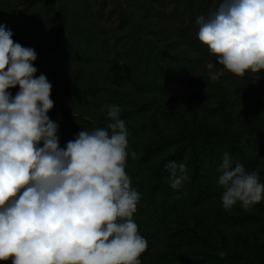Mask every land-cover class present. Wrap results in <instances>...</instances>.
I'll return each mask as SVG.
<instances>
[{
	"label": "trees",
	"instance_id": "16d2710c",
	"mask_svg": "<svg viewBox=\"0 0 264 264\" xmlns=\"http://www.w3.org/2000/svg\"><path fill=\"white\" fill-rule=\"evenodd\" d=\"M219 2L0 0V25L36 51V75L52 85L61 147L82 131L111 132L106 106L121 107L142 264H264V201L226 211L216 182L227 152L264 183V70L211 81L206 64L223 66L197 35V18ZM169 161L188 170L178 190Z\"/></svg>",
	"mask_w": 264,
	"mask_h": 264
},
{
	"label": "clouds",
	"instance_id": "9594fccd",
	"mask_svg": "<svg viewBox=\"0 0 264 264\" xmlns=\"http://www.w3.org/2000/svg\"><path fill=\"white\" fill-rule=\"evenodd\" d=\"M198 39L217 63L208 79L264 70V0H220L197 18ZM37 53L0 25V261L12 264H142L148 241L134 220L140 194L126 173L128 131L121 107H107L111 132L82 131L60 146L52 85L37 77ZM19 86L15 96L9 91ZM41 143L43 146L41 147ZM132 158L136 154L133 152ZM170 186L190 179L169 161ZM222 207L264 201V183L224 153L217 167Z\"/></svg>",
	"mask_w": 264,
	"mask_h": 264
},
{
	"label": "rangeland",
	"instance_id": "374dc122",
	"mask_svg": "<svg viewBox=\"0 0 264 264\" xmlns=\"http://www.w3.org/2000/svg\"><path fill=\"white\" fill-rule=\"evenodd\" d=\"M119 1H123V0H119ZM191 81L189 82L190 83V85H189V88H187V92L188 93H192V92H194L197 88H195V85H196V77H194V78H192V79H190ZM182 95H184V92H182ZM56 119L54 120V121H58L60 118H61V113H60V111H56Z\"/></svg>",
	"mask_w": 264,
	"mask_h": 264
}]
</instances>
